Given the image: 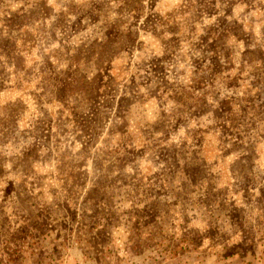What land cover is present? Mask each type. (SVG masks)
<instances>
[{
  "label": "rangeland",
  "instance_id": "1",
  "mask_svg": "<svg viewBox=\"0 0 264 264\" xmlns=\"http://www.w3.org/2000/svg\"><path fill=\"white\" fill-rule=\"evenodd\" d=\"M0 264H264V0H0Z\"/></svg>",
  "mask_w": 264,
  "mask_h": 264
},
{
  "label": "trees",
  "instance_id": "2",
  "mask_svg": "<svg viewBox=\"0 0 264 264\" xmlns=\"http://www.w3.org/2000/svg\"><path fill=\"white\" fill-rule=\"evenodd\" d=\"M106 227V226H105ZM97 228V225H95V229Z\"/></svg>",
  "mask_w": 264,
  "mask_h": 264
}]
</instances>
